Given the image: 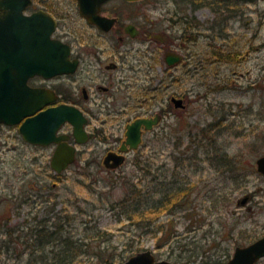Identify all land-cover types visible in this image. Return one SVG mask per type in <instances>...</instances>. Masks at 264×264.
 <instances>
[{"label": "rangeland", "instance_id": "1", "mask_svg": "<svg viewBox=\"0 0 264 264\" xmlns=\"http://www.w3.org/2000/svg\"><path fill=\"white\" fill-rule=\"evenodd\" d=\"M32 2L55 13L67 39L84 24L74 0ZM105 8L134 11L167 33L182 60L165 68L158 58L148 72L142 40L129 74L146 85L154 75L164 106L172 93L186 106L115 169L91 141L56 173L52 147H32L17 127L0 124V264H118L144 249L178 264L223 261L221 246L233 248L231 240L217 247L221 222L238 221L242 243L264 234V174L255 162L264 155V0H111ZM172 17L182 19L169 29ZM119 117L123 129L129 115ZM164 193L177 195L155 206ZM248 193L253 200L238 204Z\"/></svg>", "mask_w": 264, "mask_h": 264}, {"label": "flooded vegetation", "instance_id": "2", "mask_svg": "<svg viewBox=\"0 0 264 264\" xmlns=\"http://www.w3.org/2000/svg\"><path fill=\"white\" fill-rule=\"evenodd\" d=\"M74 1L76 2L77 14L84 21V24H80L81 26L73 25L70 33H68L69 39L65 37L66 34L58 30L59 22L53 11L42 7L33 9L34 2L27 7V11L31 13L43 10L55 19L56 26L53 36L67 45L70 61L69 72L57 74L51 76V78L35 75L30 78L28 84L32 87H43L54 97L43 108L68 104L79 108L83 116L86 117V142L76 143L75 138L70 135V132H67L69 134L67 141L75 146L76 155L82 150L80 149L81 146L91 141L95 142V149L97 146L100 148V150H92L95 154L100 152L106 156L109 152H123L125 155L137 152L142 147L144 134L153 132L159 125L168 126L165 124L166 118H170V115L175 113L174 111L172 112L173 108L179 110L171 99L179 96L172 93L168 98L169 103L164 106L159 85L156 84L157 78L155 80L154 75H151V78L150 76L146 77L147 85L135 82L129 74L133 72L134 66L129 59L131 56L130 52L132 50H136V52L142 51L140 49L141 41H146L145 52L148 53L147 58L150 60L146 71L151 72L154 66L157 65L158 58L163 61L165 68L174 67L175 65H170L167 62L166 57L167 54L175 50L171 46L168 47L169 39L166 32H154L149 18L141 19L142 22H140V19H136V15H133L134 11L131 17H127V15L121 16L119 10L115 8L106 11L105 7L111 2V0H108L99 7L98 15L105 20L101 24L104 27H101L100 24L87 20L79 10L78 1ZM119 1L128 2L126 0ZM173 17L170 18L172 23L168 26L169 29H172L182 19V17H179L178 20H174ZM165 44L167 47H164ZM152 81H154V84ZM117 105H122V109H117ZM127 114L129 117L126 121L124 120V128L122 129L118 122L122 117L118 118V116ZM138 118H150L154 120V123L149 129H146L145 125L141 126V141L138 148L133 149L126 145L128 150H120L123 141L126 139L125 133L128 123ZM111 121L117 123H112ZM164 121L165 123H162ZM107 123H112L110 124L112 127L109 128ZM64 126L71 128L68 123H65ZM121 129L122 133H120ZM25 143L32 147L38 146L28 141H25ZM47 146L52 147L54 150L56 144ZM55 172L57 173V171ZM217 196L220 201L225 199L222 195L217 194ZM247 197L249 202L253 200V194L248 193ZM253 210L254 204L249 203L246 206V211L250 212ZM236 223L238 221L221 222L222 232L219 233L220 240L217 247L231 240L230 247L233 250L229 253V249L221 246L216 255L222 256L223 261L215 264H228L237 249L251 245V243L264 235L261 234V237L254 238L248 243H242L241 231H237ZM262 259H264V255L251 264H260ZM203 263L211 264L210 261H203Z\"/></svg>", "mask_w": 264, "mask_h": 264}, {"label": "water", "instance_id": "3", "mask_svg": "<svg viewBox=\"0 0 264 264\" xmlns=\"http://www.w3.org/2000/svg\"><path fill=\"white\" fill-rule=\"evenodd\" d=\"M103 1L106 0H78L79 10L87 20L101 25L105 20L99 17L98 11ZM30 3V0H0V123L19 124L21 136L31 144L43 146L56 143L50 166L54 171L62 172L75 161L76 149L68 143L69 135L58 134V131L68 122L73 128L75 141L84 143L87 139L84 127L87 119L76 106L63 104L42 109L52 100L51 93L45 88L28 85V79L35 74L51 77L70 71L67 45L51 37L56 22L40 10L25 15L23 10ZM166 59L169 64L178 63L181 55L169 53ZM171 100L175 107H185L181 97H172ZM152 123L154 120L150 118H138L128 123L126 139L120 150H128L126 145L138 148L141 126L149 129ZM124 161L123 153L115 152H109L103 160L107 168H116ZM255 162L257 172L264 174V155ZM247 200L245 196L238 203L244 204ZM262 255L264 235L251 245L237 249L228 264H251ZM118 264L175 263L167 259L156 260L149 249H144Z\"/></svg>", "mask_w": 264, "mask_h": 264}, {"label": "trees", "instance_id": "4", "mask_svg": "<svg viewBox=\"0 0 264 264\" xmlns=\"http://www.w3.org/2000/svg\"><path fill=\"white\" fill-rule=\"evenodd\" d=\"M223 1V0H222ZM215 54L217 55V52H215ZM219 57V56H218ZM227 57H229V58H232V56H228L227 55ZM224 158H225V156H223ZM228 158H225V159H223V160H221V162L222 163H228V162H230L229 160H227ZM234 169H235V167H234ZM233 169V170H234ZM236 170V169H235ZM174 195H177V193H174V194H168V193H164L161 197H160V199H158L157 200V203H159V204H155V206H160V207H162L163 205H165L167 202H168V200H170L171 198L169 197V196H172V197H174ZM163 198V199H162ZM130 200H131V197H130ZM160 201V202H159ZM133 214V213H132ZM129 218H132V215H130V217Z\"/></svg>", "mask_w": 264, "mask_h": 264}]
</instances>
